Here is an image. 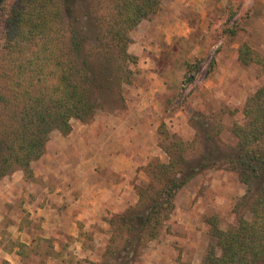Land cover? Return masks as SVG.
<instances>
[{"label": "rangeland", "instance_id": "rangeland-1", "mask_svg": "<svg viewBox=\"0 0 264 264\" xmlns=\"http://www.w3.org/2000/svg\"><path fill=\"white\" fill-rule=\"evenodd\" d=\"M43 1L52 11L46 8L56 30V0ZM87 3L94 38L107 27L112 10L106 0ZM59 25L67 31L65 18ZM128 37L127 51L137 62L130 64L131 83L122 85V99L105 103L89 122L70 119L67 134L52 130L42 155L30 163L32 177L22 168L0 177V264H111L106 249L122 248L125 241L117 235L112 242L115 234L109 220L138 206V188L144 190L139 208L150 203L160 187L157 180L151 181L155 164H167L170 152L180 160L171 146L175 140L186 144L180 150L186 162L180 160L182 170L177 175H187L188 166L194 174L177 192L156 237L140 244L127 264H201L211 247L216 255L221 252L212 224L226 230L239 215L252 217L247 208L235 210L247 184L220 161L236 154L235 124H245L246 99L264 87V65L238 60L243 43L264 56V0H161L157 13L140 21ZM0 59L1 64V52ZM186 73L193 78L189 83H183ZM9 85L0 68L2 154L19 131V112ZM253 146L264 154V135ZM211 150L214 154L207 159ZM59 151L67 158L57 161ZM108 153L121 159L108 161ZM56 164L66 170L83 167L86 172L108 175L106 183L121 185L128 197L125 208L103 216L105 224L78 223L76 238L60 239L59 247L66 245L57 248L62 253L59 257H55L58 250L52 236H42L50 232L47 219L53 210L37 214L47 195L44 181L34 176L37 170H56ZM150 182L153 188L147 189ZM74 239L80 243L73 246Z\"/></svg>", "mask_w": 264, "mask_h": 264}, {"label": "trees", "instance_id": "trees-1", "mask_svg": "<svg viewBox=\"0 0 264 264\" xmlns=\"http://www.w3.org/2000/svg\"><path fill=\"white\" fill-rule=\"evenodd\" d=\"M106 1L112 10L110 20L93 38L87 0H56V30L43 0H0V52L4 60L0 68L10 80L19 112V131L8 140L7 153L0 152V177L16 168L32 177L30 163L42 155L52 130L67 134L70 119L89 122L105 103L122 99V85L131 83L130 64L137 62V57L127 51L128 31L157 13L161 0ZM64 18L66 32L59 25ZM238 60L245 65H264V56L247 43L240 45ZM192 79L186 73L183 83ZM243 113L245 124H235L233 129L238 139L236 154L220 162L231 166L239 180L247 184L235 210L239 206L247 208L252 217L239 215L236 224L226 230L212 224L211 233L221 252L216 255L211 247L201 264H264V154L253 146L264 135V87L246 99ZM171 146L185 163L180 150L186 144L175 140ZM211 154L213 150L206 158ZM169 156L167 164L156 163L151 173V181L157 180L160 187L154 190L150 203L139 208L144 190L138 188V206L109 220L115 234L112 242L117 235L125 241L122 248L106 249L111 264H127L140 244L156 237L161 220L174 207L177 192L194 174L188 166L187 175H177L182 170L178 166L181 161H176L171 152ZM147 185V189L153 188L151 182Z\"/></svg>", "mask_w": 264, "mask_h": 264}, {"label": "crops", "instance_id": "crops-1", "mask_svg": "<svg viewBox=\"0 0 264 264\" xmlns=\"http://www.w3.org/2000/svg\"><path fill=\"white\" fill-rule=\"evenodd\" d=\"M105 155V159L108 161L117 159L115 161L117 162L121 159L109 153ZM64 157L65 155H61L60 151L59 154H56L57 161L62 160ZM34 172L36 179L39 178L44 181L42 185L47 195L45 205L42 209L38 208L37 214H44L49 210H53L51 213L52 217L47 219V221L51 220L50 225L52 227L50 232L44 233L42 236L46 239L52 236L51 242L55 250H61L66 245L63 244L60 248V239H64L67 242L68 240L65 239L67 236L76 238L75 227L78 223L86 226H93L103 222L105 224L103 216H106L108 211H119L128 204V197L124 194V187L113 185L114 183H106L110 182L108 175L101 176L97 172H86L83 167L75 170H66L57 164L56 170H37ZM130 195L131 190H128L127 196ZM134 198L133 195L132 199L134 200ZM77 243L80 242L75 239L72 242L73 246ZM72 248L68 247V250ZM59 250L54 253L56 254L55 257L62 255Z\"/></svg>", "mask_w": 264, "mask_h": 264}]
</instances>
